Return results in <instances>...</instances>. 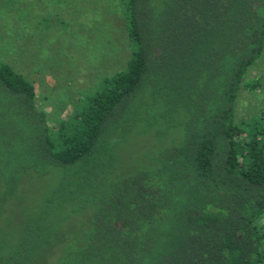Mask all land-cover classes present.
Returning <instances> with one entry per match:
<instances>
[{"label": "trees", "instance_id": "obj_1", "mask_svg": "<svg viewBox=\"0 0 264 264\" xmlns=\"http://www.w3.org/2000/svg\"><path fill=\"white\" fill-rule=\"evenodd\" d=\"M120 2L129 58L55 125L0 59V221L41 184L0 264H264V107L237 120L264 0ZM147 131L156 150L119 162Z\"/></svg>", "mask_w": 264, "mask_h": 264}, {"label": "rangeland", "instance_id": "obj_2", "mask_svg": "<svg viewBox=\"0 0 264 264\" xmlns=\"http://www.w3.org/2000/svg\"><path fill=\"white\" fill-rule=\"evenodd\" d=\"M129 55L120 0H0V59L31 81L51 125L66 119L102 77L123 68ZM245 78L260 85L239 92L238 121L264 107V51ZM154 134H132L117 148L119 162L142 164L164 138ZM39 183L25 180L12 198L0 221L1 237H16L24 208L40 201Z\"/></svg>", "mask_w": 264, "mask_h": 264}]
</instances>
